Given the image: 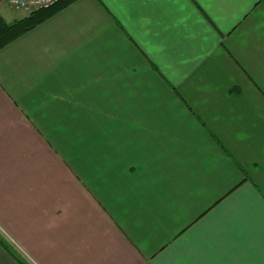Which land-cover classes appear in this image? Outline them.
I'll return each instance as SVG.
<instances>
[{
	"label": "crops",
	"instance_id": "1",
	"mask_svg": "<svg viewBox=\"0 0 264 264\" xmlns=\"http://www.w3.org/2000/svg\"><path fill=\"white\" fill-rule=\"evenodd\" d=\"M0 234L28 264H264V0H76L0 48Z\"/></svg>",
	"mask_w": 264,
	"mask_h": 264
},
{
	"label": "trees",
	"instance_id": "2",
	"mask_svg": "<svg viewBox=\"0 0 264 264\" xmlns=\"http://www.w3.org/2000/svg\"><path fill=\"white\" fill-rule=\"evenodd\" d=\"M76 0H58L56 4L47 8L39 9L29 12L28 16L17 20L13 23H7L4 17L0 14V48L9 44L16 38L20 37L27 31L35 28L37 25L44 22L47 18L60 11L61 9L67 7ZM0 244L7 249L21 264H28L24 259H22L16 251L11 247V245L1 236L0 234Z\"/></svg>",
	"mask_w": 264,
	"mask_h": 264
},
{
	"label": "built area",
	"instance_id": "3",
	"mask_svg": "<svg viewBox=\"0 0 264 264\" xmlns=\"http://www.w3.org/2000/svg\"><path fill=\"white\" fill-rule=\"evenodd\" d=\"M57 2L58 0H0V6L4 5L14 9L31 12L39 9H47Z\"/></svg>",
	"mask_w": 264,
	"mask_h": 264
},
{
	"label": "rangeland",
	"instance_id": "4",
	"mask_svg": "<svg viewBox=\"0 0 264 264\" xmlns=\"http://www.w3.org/2000/svg\"><path fill=\"white\" fill-rule=\"evenodd\" d=\"M5 13L8 14L7 18L9 20H12L14 18H20L19 15L26 16L28 14L24 10H20V9L19 10H16V9H7V10H5ZM24 16H22V17H24Z\"/></svg>",
	"mask_w": 264,
	"mask_h": 264
}]
</instances>
